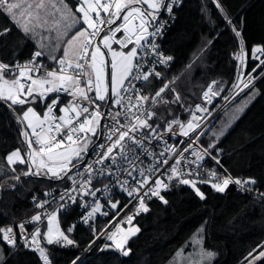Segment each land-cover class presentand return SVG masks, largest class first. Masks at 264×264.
<instances>
[{
    "label": "snow or ice",
    "instance_id": "1",
    "mask_svg": "<svg viewBox=\"0 0 264 264\" xmlns=\"http://www.w3.org/2000/svg\"><path fill=\"white\" fill-rule=\"evenodd\" d=\"M179 4L180 0H77L73 11L65 0H0V14L11 20L22 33L25 41L22 47H26L27 43H33L34 47L26 59L0 61V102L22 126L20 136L25 145L23 154L17 147L4 156V161L8 165H27V171L22 173L24 176L43 174L57 180L67 177L72 185L60 194L57 207L52 211L45 208L51 201H39L34 197L36 207L45 209L44 212L14 227L0 226V264H4L5 247L11 251L22 244L23 249L37 252L42 264H52L47 246L79 247L72 238L75 225L62 228L59 219L62 210L77 203V197L81 198L85 209H90L82 216L85 224L94 220L98 213L109 215L108 211H102L104 206L97 193L110 194L112 187H118L137 201L136 214L149 211L146 198L157 197L163 203H168L161 195V190L169 187L163 178L165 176L168 182L175 179L179 184L190 185L201 199L205 198L197 187V181L187 178L192 175L199 177V172H184L180 167L181 161L186 159L184 153L190 152L195 156L196 159L189 163L196 164L205 156H211L209 149L215 147L210 144L198 148L203 132H196V129L200 127L201 117L192 113L186 123L172 117L161 125L158 121L163 118L146 105L154 106L158 101L167 104L168 101L163 99L166 91H172L175 95L172 102L179 103V94L169 88L172 81L164 83L151 96L142 93L133 83L143 81L147 84L152 79H159L161 73L156 70V65H168L173 60L172 56L159 50L155 39L162 35L166 23H157L160 10L163 8L171 14L173 6ZM216 6L221 12L224 11L219 0H216ZM49 16L53 17L51 23ZM225 19L232 25L231 19ZM232 30L236 37H241L240 30L234 25ZM11 31L7 27L0 28V37L8 36ZM118 34H122V38H117ZM250 54L257 63L245 78L249 52L245 50L241 37L235 53L239 65L236 83L232 85L233 98L245 89L252 91L248 101L238 111H243L259 95L255 81L264 78V46L252 48ZM45 59L51 61L54 67L49 68L44 63ZM216 84L213 81L203 93L208 103L223 91V87L216 88ZM61 94H66L70 99L63 102ZM37 104L43 105L42 112L33 107ZM102 105L106 111H102ZM16 107L21 109L19 113ZM114 108L120 110L113 111ZM196 111L206 112L207 109L197 105ZM153 117L156 119L153 120ZM121 118L124 122H121ZM104 120H110V123L102 125L101 121ZM168 134L189 139L180 148L167 143L164 138ZM98 135L102 140L94 141L93 137ZM152 140L164 141V148L158 154L149 149ZM90 146L96 152V158L88 162L85 157L89 155ZM166 153L176 157L172 164H169L170 157ZM142 155H151L154 159L158 155L160 159L148 167H141ZM164 165L168 167L162 168ZM15 170L12 168L13 172ZM121 172L126 173L131 181L121 180ZM208 175L216 181L211 187L221 193L232 184L241 187L256 184L252 177L244 180L234 179L231 175L217 177L215 171ZM110 177H116L115 184L93 187L94 179L99 182L100 178ZM15 179L19 180V176ZM85 196L93 198V202L84 201L82 198ZM106 203L113 210L112 219L99 232L92 224L93 239L87 247L91 248L97 240L104 238L110 243L104 244L100 251L112 248L128 257L131 249L126 247L127 242L140 229L132 225L134 216L124 211L127 204L121 207L119 201L111 199ZM121 212H124L123 216ZM42 217L46 219L43 233L41 227L37 226V222H42ZM125 223L128 225L126 229L123 226ZM26 224L33 225L31 232ZM195 242L202 245L200 239ZM198 256L199 259L192 260L190 264H211L215 253L201 247ZM246 259L248 264H257L258 261L264 264V251L253 249ZM79 260L77 256L70 264H77Z\"/></svg>",
    "mask_w": 264,
    "mask_h": 264
},
{
    "label": "trees",
    "instance_id": "2",
    "mask_svg": "<svg viewBox=\"0 0 264 264\" xmlns=\"http://www.w3.org/2000/svg\"><path fill=\"white\" fill-rule=\"evenodd\" d=\"M65 2L75 10L77 0ZM219 4L223 12L217 8L216 0H184L166 32L162 47L175 57V62L165 70L163 78L151 80L147 95H154L164 83L172 81L169 88L175 89L180 101L172 102L175 100L172 91L163 93V99L168 103L158 101L153 107L157 116L163 118L158 121L161 125L172 117H186L188 108L201 98L202 89L211 79H218L225 91L231 89L236 83L238 61L235 53L241 37L249 56L252 48L264 46V0H219ZM225 17L240 30L241 37L235 36L232 25ZM5 27L12 31L8 36L0 37V60L12 62L26 59L34 50L33 43L22 47L25 44L22 33L11 20L0 14V28ZM210 40L212 42L208 43ZM44 63L54 66L47 59ZM253 64L250 62L249 67ZM255 89L259 95L228 128L226 119L219 120L222 112L204 137V143L215 145L210 148L211 151L222 155L224 163L236 177L241 180L252 177L256 180L255 185L241 190L232 184L221 193L211 187L214 180L201 177L196 179L197 187L205 196L201 199L190 185L175 184L164 196L167 204L155 199L150 203L149 211L134 220L140 231L127 242V247L131 249L128 257L112 248L100 251L106 244L103 240L83 255L93 239L92 224L99 232L105 227L106 220L100 218L89 224L80 223L77 209L61 214L62 228L75 225L72 238L79 247L47 246L52 264H70L77 256L80 257L77 264H167L201 224L204 225L205 246L217 253L212 264H244L253 249L263 251L264 78L255 83ZM37 106L43 108V105ZM20 111L16 107V112ZM21 127L0 102V156L3 159L17 147L24 153ZM27 167L15 164L12 167L15 172L10 168L0 175V226L4 227L34 211L31 200L33 190L46 193L63 187L69 181L67 177L59 181L35 175L24 176L22 173L27 171ZM17 176L19 180L15 179ZM202 180L209 182L202 183ZM44 225L45 222L43 229ZM4 264H42V261L37 252L23 249L21 244L18 249H8Z\"/></svg>",
    "mask_w": 264,
    "mask_h": 264
},
{
    "label": "built area",
    "instance_id": "3",
    "mask_svg": "<svg viewBox=\"0 0 264 264\" xmlns=\"http://www.w3.org/2000/svg\"><path fill=\"white\" fill-rule=\"evenodd\" d=\"M184 0H180V4L179 6H173V10L171 14L166 13L164 10L162 12L161 17L159 18V20L157 21V23L159 22H166L163 28V33L162 35L156 37L155 39V43H157L159 45V50L162 51L165 55H170L169 53H167L163 47H162V41L165 38L166 32L168 30V28L171 26L172 22L174 21V19L177 17L178 14V10L180 9V7L182 6ZM172 56V55H170ZM173 57V60L168 64V65H161V64H157L156 65V70L159 71L161 73V77L163 78L165 76V70L167 68H169L171 65H173V63L175 62V57ZM2 61V60H0ZM253 62V66L250 68L249 67V63ZM257 61H254L251 58V55L248 56L246 58V69L244 72V77H247V74L249 72H251V70L256 66ZM238 65H239V61H238ZM49 68H52L54 66H48ZM257 71H260V69H257ZM253 75H255V73H253ZM159 78V79H160ZM259 79H257L255 81V83L258 81ZM216 81V88L218 85V79H211L207 85L202 89L201 92V98L199 100H197L196 102H194L187 110V115L184 118H178L180 121L182 122H187L188 120L191 119V114L195 113V115L197 117H201V119L199 120V124L200 127L198 129H196V132H203V134L199 137V141H198V148L199 147H207V145L204 143V137L206 135V133L208 132V130L211 128L212 124L217 120V118L219 117V115L226 110L231 104L235 103L242 95H244L247 91H249L250 89H245L243 92H240L239 95H235L233 98V88L227 90L225 93H219L218 95L214 96L212 98L211 103H208L204 97H203V93L207 90V88L209 87V85L213 82ZM133 83L135 84L136 88L141 89V92L144 94H147V91L149 89L150 83L145 84L143 81H133ZM126 96L127 94H125V100H126ZM70 99V97H68L66 94H61V100L63 102H67V100ZM200 105L201 107H206L207 111L206 112H198L196 111V106ZM146 107H149L150 110L153 111V107L152 105H146ZM119 108H114L113 111H119ZM102 111H104V107L102 106ZM57 114L59 115V113L57 112ZM154 120V117H153ZM121 122L123 121V118H121ZM106 123H110V120H104L103 124ZM149 123H152V121H149ZM195 133H190V135H194ZM168 144L170 145H176L177 147H184V145L187 143L188 141V137H183V136H179V135H172V134H168L165 136L164 138ZM102 140L101 137H99L100 141ZM180 141H183V143H179ZM149 149L152 151H155L157 154L163 150L164 148V141H159L157 142L156 140H152L150 142V144L148 145ZM137 151H139V149H137ZM209 151L211 152V156H205L203 160H199L196 162V164H191L189 163L192 160H195V156L191 155L190 152H186L184 153V156L186 157L185 160L181 161V169L184 172H199V177H196L195 175L192 176H188L187 178L189 179H198L201 177L204 178H208L211 179V177L208 175L209 173H211L212 171H215L217 173V177H220L222 175H231L234 179L238 178L236 177L231 171L230 169L227 167V165L224 163L222 155H218V154H214L211 149H209ZM166 156L170 157L169 159V164L173 163V160L176 159V157H173L171 153H166ZM212 157H215L216 159H213ZM96 158V152H94L93 150L91 151V153L88 155V157L86 158V161L91 162L92 160H94ZM143 161V164L140 165L141 167H148L150 166L152 163H154L156 160L160 159V157L157 155V157L154 159L151 155L145 157V156H141L140 158ZM217 160L219 161V163H217ZM105 163H107V161H105ZM137 163L139 164L140 162L137 161ZM83 167V165H82ZM96 167H100L99 165H96ZM167 165L162 166V168H167ZM75 172V170H74ZM73 172V173H74ZM169 174H170V170H169ZM79 179V177H77ZM119 178L121 180L123 179H129L131 181V178L127 176L126 173L121 172L119 174ZM165 179L166 183H169V187L167 190H161V195L165 196V194L170 191L173 186L175 184H179L177 180L173 179L171 182L167 181V177H163ZM213 180V179H212ZM116 181V177H110L108 179H104V178H100L99 182L97 180H93V187H103L105 184H115ZM215 181V180H214ZM216 182V181H215ZM71 185V181H68L66 185H64L63 187L55 190L52 189L50 191H47L46 193H51L52 195H46V193H41L37 190H33L32 191V196H31V200L35 206L34 211L30 214L27 215L21 219L12 221L10 223H8L7 225H5L4 227H9V226H15L16 224L20 223V222H24V221H28L31 219V217L37 213H42L45 211V209H41L36 207L35 201H34V197L36 198V200L39 201H51L50 204L45 205V208L47 209V211H52L54 208L57 207V200H59V196L60 194L64 193L66 189L70 188ZM238 189L241 190H245L248 189V185H245L243 187L235 185ZM53 197H55L56 199H53ZM97 197L100 198V203L104 206L102 211H108L109 215L108 216H103L101 214H96L94 220L96 219H105L106 220V225L109 224L110 220L112 219V215H113V210L108 206V204L106 203V200L111 199L114 202L115 201H119L120 206L122 207L123 205H128L127 209H125L124 211L127 212L128 215H133L134 219L132 222H134V220L143 212L141 211L139 214H136V210L138 208V203L137 201L132 198V197H128L127 194L123 191H121L118 187H112L111 188V192L109 193H105L103 195H101V193H97ZM84 201L89 202L90 204L93 202V198L91 197H83L82 198ZM158 199L157 197H152L151 199L146 198L145 199V204L149 207L150 203L155 200ZM131 201V203H129ZM77 209L78 211V215H79V222L83 223L82 220V216L87 214V211H89L90 209H85L81 203V198L77 197V203L76 204H70L67 208H65L64 210H62L60 212L61 214H68L71 211ZM116 211H119V209H117ZM122 216L124 215V212L120 213ZM45 218L42 217V221H44ZM92 220V221H94ZM92 221H90L89 223H91ZM41 222H37L38 225ZM85 224V223H84ZM124 227L127 226V224L125 223L123 225ZM32 227L33 225H29L26 224V228L28 229L29 232L32 231ZM110 230H114V229H110ZM103 240L105 243H108L109 241H107L104 238H101L100 240H97V242ZM95 243V244H96ZM95 244H93L92 246H94ZM91 246V247H92ZM90 248H87L86 251H84L83 255L89 250ZM81 255V257L83 256Z\"/></svg>",
    "mask_w": 264,
    "mask_h": 264
},
{
    "label": "rangeland",
    "instance_id": "4",
    "mask_svg": "<svg viewBox=\"0 0 264 264\" xmlns=\"http://www.w3.org/2000/svg\"><path fill=\"white\" fill-rule=\"evenodd\" d=\"M29 2H31V0H29ZM58 15L59 14H57V18H58ZM48 19H49V23H51V20L53 19V17L49 16ZM44 34L47 35V32H45ZM220 87H223V91L220 92V93H225L226 91H225L224 86L222 84H220V82L218 80L217 88H220ZM250 93L251 92H249L248 94L242 96V98L237 100L235 103L231 104L226 110L223 111L224 113L222 114V116H221V118L219 120H220V122H222L225 119L227 120L226 128H228L230 126V124L232 122H234L241 115V113L246 109V107L249 105V103H248L247 106L244 107L243 111H238V109L242 105H244L246 101H248ZM33 107H35L38 112H42V109L39 106L33 105ZM98 132H99V130H98ZM98 137H99V135L97 137H93V140L96 141L97 140L96 138H98ZM206 145L208 146L210 144H206ZM12 167H13V165L6 164L4 159L0 156V175H3L6 172H8L9 169L12 168ZM39 176H45V175L41 174ZM45 177L51 178L50 176H45ZM59 219H60V214H59ZM44 222L46 224V219L44 221H42L41 223L43 224ZM42 224L41 225L37 224V226L41 227V230H42V233H43V231L45 229H43ZM132 225L138 227V225L136 223H134V222H132ZM127 227H128V225L125 226V229ZM201 229H203L202 232L200 231ZM196 239L202 240V245H198L195 242ZM126 247H127V245H126ZM201 247H203L204 249H206L208 251H211V252L215 253L214 258L211 261V264H212L213 261L215 260L216 256H217V253H216L215 250L207 248L205 246V244H204V225L203 224H201V225L196 227V229H195L194 233L192 234V236L179 248V250L176 252V254L170 259V261L167 264H190V262L192 260H198L199 259L198 253H199ZM178 253H180V255H177ZM244 264H248V260Z\"/></svg>",
    "mask_w": 264,
    "mask_h": 264
},
{
    "label": "water",
    "instance_id": "5",
    "mask_svg": "<svg viewBox=\"0 0 264 264\" xmlns=\"http://www.w3.org/2000/svg\"><path fill=\"white\" fill-rule=\"evenodd\" d=\"M162 12H163V11H161V13L159 14V17H160V15L162 14ZM118 23H119V21H118ZM117 38H122V34H118ZM104 111H106V109H104ZM101 124L103 125V121H101ZM98 140H99V137L97 138L96 141H98ZM91 151H92V147L89 148V154L91 153ZM87 157H88V156H86L85 159H86ZM35 176H36V175H35ZM36 177L44 178V179H48V180H57V179H55V178H49V177H45V176H36ZM59 181H60V180H59Z\"/></svg>",
    "mask_w": 264,
    "mask_h": 264
},
{
    "label": "crops",
    "instance_id": "6",
    "mask_svg": "<svg viewBox=\"0 0 264 264\" xmlns=\"http://www.w3.org/2000/svg\"><path fill=\"white\" fill-rule=\"evenodd\" d=\"M7 255H8V248L5 247V249H4V260L6 259Z\"/></svg>",
    "mask_w": 264,
    "mask_h": 264
},
{
    "label": "flooded vegetation",
    "instance_id": "7",
    "mask_svg": "<svg viewBox=\"0 0 264 264\" xmlns=\"http://www.w3.org/2000/svg\"><path fill=\"white\" fill-rule=\"evenodd\" d=\"M161 11H163V8H162V9L160 10V12L158 13V16H159V14L161 13ZM161 15H162V14H161ZM161 15H160V17H161ZM160 17H159V18H160Z\"/></svg>",
    "mask_w": 264,
    "mask_h": 264
}]
</instances>
